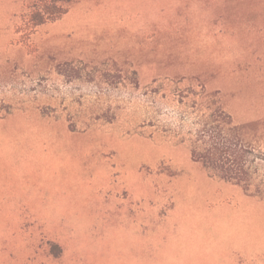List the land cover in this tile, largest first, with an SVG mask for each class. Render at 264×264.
<instances>
[{
  "label": "rangeland",
  "instance_id": "obj_1",
  "mask_svg": "<svg viewBox=\"0 0 264 264\" xmlns=\"http://www.w3.org/2000/svg\"><path fill=\"white\" fill-rule=\"evenodd\" d=\"M41 1L0 0V264H264V0ZM207 106L248 191L191 158Z\"/></svg>",
  "mask_w": 264,
  "mask_h": 264
},
{
  "label": "trees",
  "instance_id": "obj_2",
  "mask_svg": "<svg viewBox=\"0 0 264 264\" xmlns=\"http://www.w3.org/2000/svg\"><path fill=\"white\" fill-rule=\"evenodd\" d=\"M69 0H42L41 6L30 10L25 26L33 29L49 19H56L66 12L54 5ZM207 98L202 103L207 104ZM189 134L190 154L193 161L221 180L241 186L248 191L257 171V157L246 145L241 127L233 122L231 115L221 106L205 107Z\"/></svg>",
  "mask_w": 264,
  "mask_h": 264
}]
</instances>
